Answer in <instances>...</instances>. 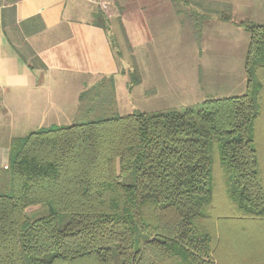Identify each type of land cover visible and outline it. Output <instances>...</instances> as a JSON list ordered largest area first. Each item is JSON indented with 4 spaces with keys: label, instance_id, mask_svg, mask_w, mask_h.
Wrapping results in <instances>:
<instances>
[{
    "label": "trees",
    "instance_id": "16d2710c",
    "mask_svg": "<svg viewBox=\"0 0 264 264\" xmlns=\"http://www.w3.org/2000/svg\"><path fill=\"white\" fill-rule=\"evenodd\" d=\"M13 1L5 32L41 31L27 27L37 19L16 26ZM181 1L195 4L173 0L176 9ZM101 15L95 24L107 32ZM188 16L197 29L208 18ZM240 26L249 35L244 95L210 98L184 112L115 113L13 139L9 189L0 192V264H264V169L257 146L264 121V23ZM15 41L25 62L45 68ZM137 75L130 74V87L140 84ZM88 97L115 102L114 79L86 90L79 101ZM35 206L49 215L29 216ZM64 214L70 219L60 229Z\"/></svg>",
    "mask_w": 264,
    "mask_h": 264
},
{
    "label": "crops",
    "instance_id": "0c3cea01",
    "mask_svg": "<svg viewBox=\"0 0 264 264\" xmlns=\"http://www.w3.org/2000/svg\"><path fill=\"white\" fill-rule=\"evenodd\" d=\"M111 1L16 0V26L31 19L37 20L28 24V29L43 26L38 33L21 31L17 34L12 27L5 32L3 18L11 5L9 0H0V93L3 103L0 111L7 118L16 116L19 121L21 117H28L33 121L44 117L49 110L63 109L79 101L83 92L107 78H113L115 86L118 78L123 79L125 94L121 101L136 93L144 84L147 76L144 72L154 67L156 52L162 53L163 48L160 50L159 46H163L164 41L167 43L164 38H168V30L179 31L184 23L177 20L174 27L171 25L172 19L176 20L179 15L173 0H114L115 14L109 15L106 10ZM191 1L216 8L214 14V10H208L205 22L224 21L229 29L236 26L243 30L240 24L246 21L244 12L257 3V0ZM204 9L200 11L205 13ZM261 10L264 11V0H261ZM101 13L109 23L107 32L95 24ZM221 14L229 15L230 19L219 17ZM10 39L14 43L15 40L23 42L45 68H32L21 58ZM119 46L121 50L118 51ZM135 71L141 81L130 87V74ZM115 92L118 95L117 86ZM12 134L13 131L9 132L10 145L14 139ZM10 145L0 147V152L7 150L8 156Z\"/></svg>",
    "mask_w": 264,
    "mask_h": 264
},
{
    "label": "rangeland",
    "instance_id": "374dc122",
    "mask_svg": "<svg viewBox=\"0 0 264 264\" xmlns=\"http://www.w3.org/2000/svg\"><path fill=\"white\" fill-rule=\"evenodd\" d=\"M107 5L109 15L115 14L113 4ZM181 1L176 20L171 21L172 27L180 22L183 29L168 30L167 43L159 46L162 53L156 52L154 67L146 73L144 84L138 87L135 94H125L123 79L118 78L116 83L118 95L115 102H92L90 97L84 101L70 103L63 109L49 110L44 117L7 118L0 111V147L10 145L9 132L13 131L12 139L24 138L30 133L51 126H70L80 122L95 120L102 117H111L115 113L124 116L136 111L148 115H159L172 111L184 112L187 109H198L201 104L210 98H227L244 95L247 90V77L245 73V58L249 43V35L242 28L234 26L228 28L224 21L217 20L205 22L197 29V23L188 15L198 13L208 15L213 6L182 5ZM205 7V9L203 8ZM113 8V11L112 9ZM206 10L202 13L200 10ZM245 22L264 23V11L261 10V0H257L249 10L244 12ZM181 16V17H180ZM224 16L223 14L219 17ZM178 17V19H177ZM235 17L233 22H235ZM218 23V24H217ZM217 26V27H216ZM225 28H228L226 30ZM235 28V29H234ZM27 55L26 49L18 46ZM121 46L118 47V51ZM161 58V59H159ZM138 73V72H137ZM140 77L139 73L137 75ZM141 78V77H140ZM115 86V88H116ZM0 93V110L3 106ZM129 97H131L129 99ZM264 104V101H263ZM257 126V146L261 152L264 169V121ZM13 128V130H10ZM11 139V140H12ZM7 150L0 152V192L9 189V174H7ZM127 179L126 182H131ZM33 218L49 215L46 207L35 206L27 210ZM70 216L64 214L59 219V228L68 223ZM140 244L137 243L136 247Z\"/></svg>",
    "mask_w": 264,
    "mask_h": 264
},
{
    "label": "water",
    "instance_id": "95a60500",
    "mask_svg": "<svg viewBox=\"0 0 264 264\" xmlns=\"http://www.w3.org/2000/svg\"><path fill=\"white\" fill-rule=\"evenodd\" d=\"M224 18H226V19L229 20L230 19V16L229 15H225Z\"/></svg>",
    "mask_w": 264,
    "mask_h": 264
}]
</instances>
